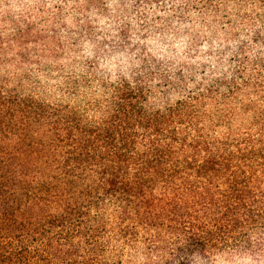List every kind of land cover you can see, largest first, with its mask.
<instances>
[{"label":"trees","instance_id":"trees-1","mask_svg":"<svg viewBox=\"0 0 264 264\" xmlns=\"http://www.w3.org/2000/svg\"><path fill=\"white\" fill-rule=\"evenodd\" d=\"M183 71L158 86L161 106L125 83L103 110L0 82V264H188L190 249L264 224V76L242 62Z\"/></svg>","mask_w":264,"mask_h":264},{"label":"clouds","instance_id":"clouds-1","mask_svg":"<svg viewBox=\"0 0 264 264\" xmlns=\"http://www.w3.org/2000/svg\"><path fill=\"white\" fill-rule=\"evenodd\" d=\"M50 30L60 47L29 38ZM101 30L114 47L100 45ZM241 62L246 76H264V0H0V82L39 104L103 110L127 83L151 88L149 102L161 106L170 73L208 64L205 75L231 76ZM65 81L67 94L53 87ZM188 264H264V224L190 249Z\"/></svg>","mask_w":264,"mask_h":264},{"label":"rangeland","instance_id":"rangeland-1","mask_svg":"<svg viewBox=\"0 0 264 264\" xmlns=\"http://www.w3.org/2000/svg\"><path fill=\"white\" fill-rule=\"evenodd\" d=\"M38 24L39 22L33 23L31 24L32 26H34L35 29L38 28ZM37 32H41V31H37ZM42 33H46V34H50L53 37H58L59 32L58 30H50L49 32H42ZM96 36L100 38V45L103 46H107L108 48H112L114 47V41L112 38H110L109 34L104 32L103 30L99 31L96 33ZM42 45V44H41ZM43 47V45H42ZM210 67V65L208 64H202L200 69L192 72V71H187L185 72V70L183 71V76L182 78H196L197 75H199L201 78H203L204 76H207L206 78H210L212 76V73L209 72L208 75H205V70L208 69ZM204 68H206L204 70ZM180 73V72H179ZM179 73H170L169 74V78H177ZM53 79H56V77H53ZM58 85H53V87L57 88Z\"/></svg>","mask_w":264,"mask_h":264}]
</instances>
